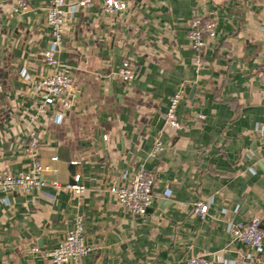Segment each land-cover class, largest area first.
Masks as SVG:
<instances>
[{
	"label": "crops",
	"instance_id": "crops-1",
	"mask_svg": "<svg viewBox=\"0 0 264 264\" xmlns=\"http://www.w3.org/2000/svg\"><path fill=\"white\" fill-rule=\"evenodd\" d=\"M27 1L17 11V0H0V172L26 171L35 157L47 169L41 189L0 191V264H52L47 252L79 217L90 251L66 264H188L197 255L264 264V247L228 231L251 216L264 229V0H123L115 13L102 0L79 9L67 0L59 62L73 77V105L43 112L24 73L55 70L42 56L51 0ZM197 15L216 21L200 54L189 35ZM125 60L134 77L113 78ZM177 92L183 127L172 129L160 120ZM141 169L154 175L155 198L132 215L111 188ZM199 201L209 205L204 217Z\"/></svg>",
	"mask_w": 264,
	"mask_h": 264
},
{
	"label": "built area",
	"instance_id": "built-area-1",
	"mask_svg": "<svg viewBox=\"0 0 264 264\" xmlns=\"http://www.w3.org/2000/svg\"><path fill=\"white\" fill-rule=\"evenodd\" d=\"M93 0H77L73 7L76 9L91 6ZM29 7L27 0H17L15 9L24 11ZM67 0H51L47 11L48 23L51 27V41L47 48L42 52L43 60L53 67L55 70L50 75L29 77L24 73L26 79H29L38 96V111L43 112L49 106L58 103L62 109L68 110L73 105V99L70 91L73 85V77L66 73L59 62V56L63 45L64 23L67 14ZM102 8L105 12L115 13L124 11L127 3L123 0H102ZM190 39L193 48L197 53H201L208 40L216 35V21L214 18H205L202 16H194L190 21ZM198 66L202 64L199 56L196 59ZM135 75V67L132 61L125 60L122 65L112 71L115 79H131ZM264 91V71L261 72ZM182 97L177 92L172 98L168 111L165 115V122L172 129H181L182 122L177 117L178 104ZM57 115H61L57 112ZM203 117L204 115H199ZM37 145V139H34L31 146ZM47 169L39 158H33L32 165L26 171L17 173L0 172V191L20 190L29 192L34 189H41L45 186L43 173ZM154 175L141 169L130 178L125 186L112 187L114 192L124 208L132 215H143L154 201L153 194ZM55 186H60L58 182ZM74 193H83L85 187L82 184L71 183L65 186ZM209 205L204 201L197 202L196 213L205 216L208 212ZM84 227L82 217L76 221L74 229L69 231L64 238L47 254L51 258L52 264H66L69 261L79 259L87 255L90 246L84 238ZM228 231L232 239L239 240L256 252H261L264 247V229L261 226V219L258 216L238 220L230 223ZM33 251H38V247L34 246ZM188 264H257V260L250 256H244L239 259L222 260L215 257L205 255H197L189 257Z\"/></svg>",
	"mask_w": 264,
	"mask_h": 264
},
{
	"label": "water",
	"instance_id": "water-1",
	"mask_svg": "<svg viewBox=\"0 0 264 264\" xmlns=\"http://www.w3.org/2000/svg\"><path fill=\"white\" fill-rule=\"evenodd\" d=\"M160 121H161L160 124H164L165 123V118L161 119Z\"/></svg>",
	"mask_w": 264,
	"mask_h": 264
}]
</instances>
